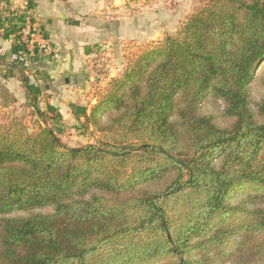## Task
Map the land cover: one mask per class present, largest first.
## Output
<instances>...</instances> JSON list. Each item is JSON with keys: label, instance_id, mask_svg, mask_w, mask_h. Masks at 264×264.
<instances>
[{"label": "trees", "instance_id": "16d2710c", "mask_svg": "<svg viewBox=\"0 0 264 264\" xmlns=\"http://www.w3.org/2000/svg\"><path fill=\"white\" fill-rule=\"evenodd\" d=\"M22 21L0 19L1 38L11 39L0 52V264L261 258L264 96L252 83L264 63V0H199L93 105L70 103L75 129L91 140L76 147L46 125ZM12 77L40 119L36 132L16 114L4 83Z\"/></svg>", "mask_w": 264, "mask_h": 264}, {"label": "crops", "instance_id": "0c3cea01", "mask_svg": "<svg viewBox=\"0 0 264 264\" xmlns=\"http://www.w3.org/2000/svg\"><path fill=\"white\" fill-rule=\"evenodd\" d=\"M0 2L4 3V9H15L18 13L24 4L31 5L36 19L45 29V37L54 47L52 58H37L28 61L26 65L31 73H40L35 84L40 85L41 80H45L46 86L41 88L39 99L42 97L46 105L55 109L53 115L48 111L46 113L52 116L50 120L58 126L69 120L75 124L70 103L90 106L87 101L92 95L90 82L93 80L92 66L95 58L103 55L107 57L106 54L110 53L117 68L124 61V43L157 41L165 34L175 33L180 21L197 6H193V0H170L166 2L167 7L163 5V0ZM134 9L137 13H133ZM1 35L0 28V45H6L0 51L9 54L11 39L3 40ZM4 83L10 91L9 85L12 83L20 85L15 77L8 78ZM20 88L23 90L21 85ZM43 94H47L45 98ZM55 114L59 115V119L55 118Z\"/></svg>", "mask_w": 264, "mask_h": 264}, {"label": "rangeland", "instance_id": "374dc122", "mask_svg": "<svg viewBox=\"0 0 264 264\" xmlns=\"http://www.w3.org/2000/svg\"><path fill=\"white\" fill-rule=\"evenodd\" d=\"M168 1H170V0H163V2H162L163 5H165L167 7L168 4L166 2H168ZM192 3H193L194 7L196 5L198 6L199 0H193ZM169 5L172 6L171 3ZM133 13H137V10H135ZM34 20L39 25L40 29L45 33V29H44L43 25L40 24V22L36 19L35 15H34ZM161 40L149 41V42H144V43H137L135 41L124 43L123 44V46L125 48L124 61L121 62L119 65H117V68H116V65L114 64V62L111 60L112 56L110 55V53L106 54L107 55L106 65L108 66L106 69H107V72H109V75L106 78H104V79H102L100 81L95 80L94 78L92 80L93 82L90 80L91 81L90 85H91V91H92L91 93H92V95H91V98L87 101V104L91 106V105H93V104H90L91 102L94 101V103H95L98 94L103 90V88L105 87L107 81L111 77H114L116 75L121 74L123 67L125 66V64L132 57L137 55L143 49H146L149 45L156 44L157 42H160ZM3 46L6 47V45H3ZM3 46L0 45V49L4 48ZM1 51H2V49H1ZM99 58H100V56L95 58V60H93V61L95 62ZM25 67H26V69H28L27 65ZM33 74L34 73H31L29 70L27 71V74H26L29 77V81L31 83H35V80H36L35 78H33ZM9 86H10V89H11L12 93L16 97H18L17 98V104H16V114L25 116L24 121H25V125L27 127L28 132H36L38 130V127L40 126V119H38V117L36 115H31L30 114V111H31L30 108H26V107L22 106V104L24 102L23 90L20 88V85L16 84V83L15 84L12 83ZM40 86H41L42 89L46 86L45 85V80L44 81L41 80ZM252 91H253L254 96L257 97V98L261 97V96H264V63L262 65H259L258 68L256 69L255 80L252 83ZM46 95L47 94H43L44 98H45ZM38 106H39V108L41 109L42 112L46 113V111H47L46 110V103L44 102L42 97H41V99H40V101L38 103ZM53 114L50 113V115H53ZM50 115L46 113V117H47L46 125L52 126L53 130L57 133V135L60 137L62 142L64 144H66L67 146L76 147V146H80V145L86 144V143L91 141L90 138L86 134H82L79 130L75 129L76 127H74V125H75L74 121H72V120L70 121L69 120V121L64 122L61 125L59 123L60 126H58L57 124H53L52 123V121L50 120V118L52 116H50ZM257 239H259L261 241L262 237L260 236ZM263 246H264V242H263ZM227 264H236V262L229 261V262H227ZM240 264H242V263H240ZM249 264H264V254L261 255V258L259 256L257 258V260L250 261Z\"/></svg>", "mask_w": 264, "mask_h": 264}, {"label": "built area", "instance_id": "2783aa9c", "mask_svg": "<svg viewBox=\"0 0 264 264\" xmlns=\"http://www.w3.org/2000/svg\"><path fill=\"white\" fill-rule=\"evenodd\" d=\"M4 3L0 2V19L9 18L13 16H22L23 21L21 28L18 30L20 37L26 42V48L30 55H36L38 58H52L54 55V47L49 42L48 38L44 36L43 31L34 20V11L32 7L24 4L20 13L15 9L4 10ZM1 52V51H0ZM12 58H15L12 56ZM105 56L100 57L94 62L92 66V77L95 80H102L109 75L107 72Z\"/></svg>", "mask_w": 264, "mask_h": 264}]
</instances>
